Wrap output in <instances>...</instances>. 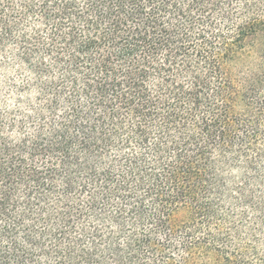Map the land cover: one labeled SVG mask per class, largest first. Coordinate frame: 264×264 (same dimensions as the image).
Masks as SVG:
<instances>
[{"label": "trees", "instance_id": "trees-1", "mask_svg": "<svg viewBox=\"0 0 264 264\" xmlns=\"http://www.w3.org/2000/svg\"><path fill=\"white\" fill-rule=\"evenodd\" d=\"M0 264H264V0H0Z\"/></svg>", "mask_w": 264, "mask_h": 264}]
</instances>
